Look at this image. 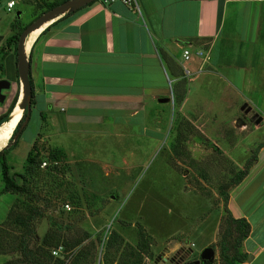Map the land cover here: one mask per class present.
<instances>
[{"label": "rangeland", "instance_id": "1", "mask_svg": "<svg viewBox=\"0 0 264 264\" xmlns=\"http://www.w3.org/2000/svg\"><path fill=\"white\" fill-rule=\"evenodd\" d=\"M4 1L2 36L17 32L51 0H17L8 11ZM214 47L208 38L193 44L189 52L198 59L195 71L186 74L180 69L182 89H173L169 104L142 118L115 115L116 120L93 121L78 112L69 131L45 135L47 122L31 129L37 116L30 107L16 143L4 155L9 173L26 190L0 192V264H32L21 254V239L34 256L48 259L45 250L63 264H123L125 259L186 264L198 259L205 245L213 247V257L198 264H221L217 242L225 213L218 186L231 182L236 170L245 166L243 157L261 130L249 115L261 114L264 105L247 103L209 77L197 87L187 84L193 76L211 71ZM201 48L203 53L196 54ZM9 62L1 57L0 78L10 82L16 73ZM19 92L16 76L12 98ZM35 135L31 152L39 163L32 164L36 169L31 174L24 171V158ZM53 147L64 152L56 160L47 157ZM26 219L28 226L22 223ZM55 240L59 247L53 254ZM144 245L149 254L139 250Z\"/></svg>", "mask_w": 264, "mask_h": 264}, {"label": "crops", "instance_id": "2", "mask_svg": "<svg viewBox=\"0 0 264 264\" xmlns=\"http://www.w3.org/2000/svg\"><path fill=\"white\" fill-rule=\"evenodd\" d=\"M135 2L92 0L39 30L27 47L31 106L37 116L32 130L47 122L45 135L69 131L78 112L104 121L116 120L115 115L142 118L162 110L173 89H182L180 69L195 71L198 64L194 53L183 59L182 49L192 50L203 38L216 44L208 62L211 71L193 76L187 84L197 87L209 77L247 103L264 105V0ZM7 35H0V54L15 71L12 45L4 42ZM16 76L4 90L0 113L12 100ZM257 117L254 123L261 127L260 136L243 157L247 171L229 188L226 200L230 214L248 223L240 250L250 258L246 256L243 264H264V112Z\"/></svg>", "mask_w": 264, "mask_h": 264}, {"label": "trees", "instance_id": "3", "mask_svg": "<svg viewBox=\"0 0 264 264\" xmlns=\"http://www.w3.org/2000/svg\"><path fill=\"white\" fill-rule=\"evenodd\" d=\"M59 1H61V0L45 1L44 7L48 8V7L58 3ZM71 11H73V10H71ZM71 11H66L63 14H61V16H64V15L70 13ZM22 28H23V26H20V27H18L17 32H12L9 35H7L6 37H4V42L6 44L12 45V51L14 54V63L16 60L15 46H16L17 35ZM2 56H3V53L0 54V59ZM28 59H29V56H28ZM0 65H1V63H0ZM0 68H1V66H0ZM15 73H16V67H15ZM28 77H29V70H28ZM29 82H30V86H31V96H30V107H31V104L33 102V89H32L30 77H29ZM15 100H16V97H13L11 102L9 103L8 107L6 108V110L4 112L0 113V122H2L6 118L7 114L9 113L12 106L14 105ZM24 116H25V109H23L21 111V114H20L18 120L16 121V123H15V125H14L8 139H7V143L2 148H0V180L2 183L1 187H0V192H5V191L24 192L26 190L24 185L22 183L17 182L15 180L14 176H12V174L9 173L10 166L5 161V156H4L5 151L12 144L16 143V140L19 136L21 129L26 124V122L29 118V115H28L26 122L24 124H22ZM2 123H0V125ZM33 145H34V142L31 143L29 149L27 150V152L25 154V158H24L25 159L24 171L27 173L29 172L31 174L35 173V169H36L32 166L35 165L36 163H39L38 162L39 159H36V154L31 152ZM63 153L64 152H63V149L61 147H53V148H51V150L48 151L47 157L50 160H56V159H58L59 156L63 155ZM247 163L248 162H246V164H244L245 165L244 167H241L240 169L236 170L235 176L231 180V182H223V183L219 184V186H218V193L221 194V208L225 213L224 232L222 233L221 238L217 242L218 246H219L218 255H219V258L221 260V264H243V261L246 259V256H247V254L245 252L240 250V242L246 236V234L248 232V223L242 217H233L230 214V212L226 206L228 188L231 184L234 185V184L238 183L241 180V178L245 175V173L247 171V167H248ZM29 219L30 218L28 217V220ZM22 223H24L26 226H28L27 219L23 220ZM26 228H27V230L29 229L28 227H26ZM231 235H232V237H230ZM20 243H21V247H20L21 254L23 256H26L28 261L31 262L32 264H46L45 261H50V260H51L50 264H63V260L61 258L52 257L49 254V252H45V250H42V251H44V253H46L45 255L48 256V259L42 260L39 258L40 257L39 255L34 256V252L32 250H30V249L28 250L25 248L22 239L20 240ZM57 243H58V241L55 240L52 245L56 246ZM230 248L233 249L232 252H230ZM139 250H141L142 253H147V254H149V252H150L147 245H144ZM133 253H135V250L130 252V254H133ZM136 254H137V252H136ZM43 259H45V258H43ZM123 264H138V261H136V262L134 261L132 263L129 259H125ZM186 264H191V262H187Z\"/></svg>", "mask_w": 264, "mask_h": 264}, {"label": "water", "instance_id": "4", "mask_svg": "<svg viewBox=\"0 0 264 264\" xmlns=\"http://www.w3.org/2000/svg\"><path fill=\"white\" fill-rule=\"evenodd\" d=\"M90 1L92 0H61L58 3L40 12L32 20L26 23L23 26V28L20 30V32L17 35L16 46H15V57H16L15 67H16V74L18 77L20 92L18 93V96L16 97V100L14 102V105L12 106L11 110L9 111V113L7 114L4 120L9 118V115L15 105H17L21 109V111L25 109V116L22 121V124L26 122L27 117L29 115L30 96H31V86H30L29 77H28L29 61L27 57V51H28L29 46L28 48H25V39L28 33L31 30L39 27L41 24L45 22L47 23L50 22L54 18L63 14L64 12L77 9ZM17 14H18V11H16V15ZM9 86H10L9 80L5 78H0V101L5 96L4 90L8 89ZM157 100L159 101L168 100V98L158 97ZM242 106H244V104H242ZM259 119L260 118L257 117L254 121L257 122ZM237 121L240 122L241 119L237 118ZM5 144L6 142L2 144L0 148H2ZM213 254H214L213 247L211 245H205L199 251V258L193 260L191 264H198L199 261L201 263H204L205 261L210 260L213 257ZM247 258H250V256L248 255Z\"/></svg>", "mask_w": 264, "mask_h": 264}, {"label": "bare ground", "instance_id": "5", "mask_svg": "<svg viewBox=\"0 0 264 264\" xmlns=\"http://www.w3.org/2000/svg\"><path fill=\"white\" fill-rule=\"evenodd\" d=\"M47 22L41 24L39 27L31 30L26 39H25V48H27L32 40L34 39L35 35L39 32V30L46 25ZM21 114V109L15 105L13 110L11 111L9 118L7 120V122L0 128V143L4 142L5 138L8 136V134L10 133V130L12 128V126L16 123V121L18 120L19 116ZM3 124V123H2ZM1 124V125H2ZM0 125V126H1ZM9 137V136H8Z\"/></svg>", "mask_w": 264, "mask_h": 264}, {"label": "built area", "instance_id": "6", "mask_svg": "<svg viewBox=\"0 0 264 264\" xmlns=\"http://www.w3.org/2000/svg\"><path fill=\"white\" fill-rule=\"evenodd\" d=\"M100 1L104 2V3H107V2L112 1V0H100ZM120 1H122L125 4H136L135 0H120ZM16 2H17V0H5L4 1L5 9L7 11L10 10L15 5ZM202 51H203L202 49H196L195 53L198 54V55H201L203 53ZM181 55H182L183 59H185V60L188 59L190 57L189 49L188 48H183L182 51H181ZM199 68H200V66L198 67V69ZM182 69H183V72L186 73V74L190 72V70L187 67H182ZM64 205H65V207L68 208V205L66 203ZM58 247L59 246L53 247L51 249V252L53 254H56L57 251H58Z\"/></svg>", "mask_w": 264, "mask_h": 264}, {"label": "flooded vegetation", "instance_id": "7", "mask_svg": "<svg viewBox=\"0 0 264 264\" xmlns=\"http://www.w3.org/2000/svg\"><path fill=\"white\" fill-rule=\"evenodd\" d=\"M257 116H258L257 114H253V113L249 115V117H250L252 120H254Z\"/></svg>", "mask_w": 264, "mask_h": 264}]
</instances>
